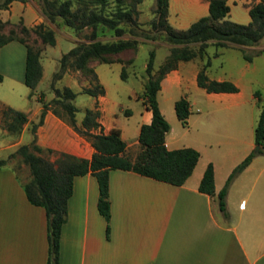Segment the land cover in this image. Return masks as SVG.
Returning a JSON list of instances; mask_svg holds the SVG:
<instances>
[{"label": "crops", "instance_id": "0c3cea01", "mask_svg": "<svg viewBox=\"0 0 264 264\" xmlns=\"http://www.w3.org/2000/svg\"><path fill=\"white\" fill-rule=\"evenodd\" d=\"M258 1L226 0L230 7L226 17L247 23L249 7ZM208 10L209 0H169L167 19L174 28L185 29L207 15ZM0 20L6 22L4 28L7 26L1 33H8L13 27L17 30L18 24L31 27L45 23L54 29L35 0H11L0 6ZM142 43L139 42L137 52ZM164 45L160 46L163 49L161 63L170 51L169 43ZM210 46L213 48L208 53ZM243 47L253 54L251 60L245 59L242 50L232 43L220 47L209 43L204 58L179 60L160 81L157 100L170 123L165 135L166 147L191 146L200 152L191 174L182 184L128 169H110L111 215L107 237L106 220L97 207L96 176L91 172L74 176L66 220L61 227L58 264H264V151L256 153L230 182L225 197L227 216L219 209L216 195L199 189L209 163L213 165L217 193L233 168L254 151L256 145L254 126L259 107L254 91L264 87V82L261 85L264 36L257 44ZM43 51L40 54L42 76L30 95V87L24 83L26 45L11 39L0 46V158L8 157L19 145L34 138L42 148L50 149L42 155L51 161L62 152L91 158L95 151L91 139L78 132L65 117L56 114L51 103L38 123L43 102L55 97L52 83L61 87L59 82L64 80L62 86L71 87L72 81L78 82L81 91L89 86V80H83L78 69L67 68L53 79L61 55L54 63L44 64ZM229 51L238 52L240 60H230L227 67L224 60L221 71L211 73V56H224ZM137 52L129 66L134 65ZM207 56L210 57L207 75L233 82L236 90L208 91L198 85L197 74ZM146 62L142 64L139 91L133 87L125 91L110 90L102 81L95 67L98 62H95L93 67L103 92L87 93L85 101L77 104L74 100L78 91L71 87L76 92L72 100L78 108L76 123L81 126L85 110L91 108L98 112L99 123L90 128L91 132L107 133L118 128L126 142V151L132 144H139L138 140L127 138L134 134L138 139L140 126L152 119L151 109L142 101ZM119 63L122 68L123 63ZM182 96L188 99L190 107L186 124L181 122L174 108L175 101ZM4 106L26 114L27 120L19 132L6 128ZM34 123L38 124L33 131ZM15 158L17 156L11 157L0 168V264H47L46 210L28 199L23 182L29 178V169L23 162L17 167L13 162Z\"/></svg>", "mask_w": 264, "mask_h": 264}, {"label": "trees", "instance_id": "16d2710c", "mask_svg": "<svg viewBox=\"0 0 264 264\" xmlns=\"http://www.w3.org/2000/svg\"><path fill=\"white\" fill-rule=\"evenodd\" d=\"M11 0H3L0 6H4ZM141 0H132L130 4L123 0H116V4L110 8V0H39L42 12L50 21L60 17L64 24L78 31L84 27H91L88 41L77 42L68 51L63 52L59 58V67L54 73L53 79L59 77L67 68L80 70L81 76H95L93 62L123 63L121 76H127L126 67L133 60L138 49V39L135 37L118 38L103 41L98 39V26L112 29L114 34L121 36L125 29L121 23L129 24L134 30L137 27L135 15L138 13L137 3ZM168 1L155 0L154 16L149 21L151 29L142 32L148 38H154V32L162 31L165 40L169 43V53L164 61L155 69V49L149 50L146 62V81L142 92V101L152 111V119L149 123L140 126L138 141L139 151L134 157L126 154V142L120 135L118 128H112L109 132L93 133L91 127L99 125L96 117L98 112L91 108L85 110L82 124L76 123L75 113L78 109L72 102L76 92L69 86L55 87V97L50 102H43L40 123L49 103L53 111L65 117L69 123L81 134L91 139L95 148L91 158L78 157L70 153L62 152L55 161L42 155L44 149L37 144L35 138L27 143H22L6 158H0V168L5 166L9 159L18 156L28 166L29 178L23 182L28 199L44 206L47 215L48 234V260L47 264H58L59 243L62 224L67 216V202L73 190L75 175L91 172L98 182L97 207L106 220V236L110 231V199H109V170L122 168L138 172L172 184H182L191 174L200 152L191 146H183L169 149L165 145V135L170 129V123L162 113L157 92L160 88L162 77L170 69L177 66L179 60H187L195 56L204 58L206 47L213 43L216 47L232 43L242 50L245 59L251 60L252 53H248L243 46L257 44L264 36V0H259L250 5V20L247 23L236 22L228 19L229 5L226 0H209L208 14L199 17L185 29L174 28L167 19ZM3 25L6 22H0ZM21 31L30 29L18 24ZM10 28L8 33L0 32V46L11 39H18L26 45L24 83L30 87V95L33 94L42 76L41 51L42 48L33 46L23 36L17 34L19 30ZM43 45H54L56 42L55 31L45 23H39L33 27ZM215 55L218 51L214 52ZM210 64L207 56L197 74L198 85L208 91H234L237 86L229 80H217L210 78L206 69ZM264 82V81H263ZM83 92L97 95L103 92V86L97 82L94 86H86ZM254 95L257 98L259 114L254 126L255 144L260 145L257 151H251L239 162L228 175L223 187L215 193L214 169L209 163L201 177L199 189L210 195H216L219 209L225 216L226 191L232 179L250 162L256 154L264 151V87L256 89ZM176 115L183 124L187 123L190 114L189 101L186 97L178 98L174 103ZM3 115L5 126L11 132H19L23 123L27 120L26 114L11 106H4ZM38 123L32 125V130Z\"/></svg>", "mask_w": 264, "mask_h": 264}, {"label": "rangeland", "instance_id": "374dc122", "mask_svg": "<svg viewBox=\"0 0 264 264\" xmlns=\"http://www.w3.org/2000/svg\"><path fill=\"white\" fill-rule=\"evenodd\" d=\"M3 0L0 1V4ZM39 4V0H35ZM132 0H123V3L130 4ZM116 4V0H110L109 7L112 8ZM40 5V4H39ZM155 0H141L137 3L136 7L138 10V13L135 15L136 21H137V27L133 30L132 27L127 23H121V26L125 29V32L118 36L114 34L112 29H109L107 27H103L101 25L98 26V39L103 41L108 40H115L118 38H127V37H135L138 39L139 42L142 43V46L139 48V51L137 52V56L135 59V63L133 66H127V76L123 78L121 76V64L119 62H113V63H96L95 67L99 71L100 77L102 81L105 83V85L110 90L115 89H121V90H127L128 88L133 87L136 91H139L142 83V78L140 73H142V64L145 60H147L149 55V50L151 48H154L156 51L155 56V66L158 67L159 63H161V59L163 57V49L160 48L161 45L168 44L165 40L164 33L162 31L154 32V38H148L143 35L142 32L149 31L151 29V25L149 21L154 16V9H155ZM41 7V6H40ZM1 22V20H0ZM48 22L54 27L55 31V37L57 39V43L54 45H47L45 48V45H43L40 42L39 36L36 34V32L33 30V27H29L30 29L21 31L19 30L16 32L17 34H20L23 36L29 43H31L33 46L37 47H43V56L42 61L44 64L47 62H55V58L58 55H61L63 52H66L70 49V47H73L77 42L81 41H88V34L91 31V27H84L81 30H74L72 27L66 25L63 23L60 17H56L55 21ZM37 25V24H36ZM1 29H7V26H5L2 23H0V30ZM76 39V40H75ZM151 39V40H148ZM168 46V45H164ZM212 46H210L207 51L209 53L210 50H212ZM240 55L236 51H229L224 56L219 57H212L211 56V62L212 65L210 67V72L213 74H217L222 69V63L224 61L225 67H227L229 64H231L230 60L239 59ZM96 61L93 62V64ZM263 79V76H261ZM84 79L89 80V86H94L98 81V77L95 72V76H84ZM63 83L65 81H60L59 86L62 87ZM71 87L78 91L77 97L75 98L74 102L76 101L77 104H82L85 101V98H87L88 94L81 91V85L78 82H71ZM263 85V80L262 84ZM85 87V86H84ZM2 91V89L0 90ZM257 106L255 105V114L257 115ZM80 111L78 112V114ZM257 117V116H256ZM128 140H138L137 136H134V134H129ZM140 145L139 144H132L130 147V150L126 151V154H128L130 157H133L136 155V153L139 151ZM14 164L19 167L21 158L17 156L15 158V161L13 160ZM21 170V169H19Z\"/></svg>", "mask_w": 264, "mask_h": 264}, {"label": "water", "instance_id": "95a60500", "mask_svg": "<svg viewBox=\"0 0 264 264\" xmlns=\"http://www.w3.org/2000/svg\"><path fill=\"white\" fill-rule=\"evenodd\" d=\"M260 148V145H255V147H254V151H257L258 149Z\"/></svg>", "mask_w": 264, "mask_h": 264}]
</instances>
